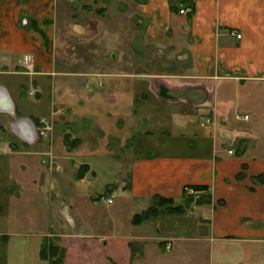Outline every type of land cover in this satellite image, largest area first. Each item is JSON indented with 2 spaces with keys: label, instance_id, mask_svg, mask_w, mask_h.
<instances>
[{
  "label": "crops",
  "instance_id": "0c3cea01",
  "mask_svg": "<svg viewBox=\"0 0 264 264\" xmlns=\"http://www.w3.org/2000/svg\"><path fill=\"white\" fill-rule=\"evenodd\" d=\"M76 1L0 0V86L6 91L0 100L12 104L9 111L0 109V117L7 121L4 131L16 136L14 143L2 138L0 148L7 168L17 169L6 174L19 187L17 196L9 190L3 195V204L28 200L35 208L44 155L61 157L69 179L83 163L84 175L96 177L110 170L101 166L114 157L112 168L129 175L124 217L101 222L99 235L92 236L83 232L89 222L79 219L76 226L70 217L79 231L60 238L72 248V240L79 241L81 249L98 238L92 255L97 261L90 263L264 264V182L247 181L264 171V139L248 133L264 115V0H81L99 4L98 13L106 15L102 34L114 65L121 62L123 28L130 33L129 71L99 72L74 68L107 66L105 51L100 58L91 52L96 46L90 44V22L75 25ZM184 6L191 10L179 13ZM83 7L81 17L95 14L88 4ZM75 30L81 33V54L71 60L62 56L66 47L59 48L58 37L70 38ZM25 56H31L32 70L24 69ZM236 113L248 117L237 119ZM18 117L30 123L12 127ZM41 119L52 122L51 138L36 136ZM27 129L31 139L22 136ZM241 170L243 179L237 180ZM26 178H33L27 197ZM185 184L203 186L197 190L210 201L190 213L157 204L151 217L134 220L155 196L184 205ZM218 199L225 203L218 205ZM38 218L18 221L38 228L39 238L24 241V250L15 249L12 257L3 249L0 264H49L40 252L49 225ZM11 233L0 228L3 248ZM68 255L71 264H90L87 257Z\"/></svg>",
  "mask_w": 264,
  "mask_h": 264
},
{
  "label": "rangeland",
  "instance_id": "374dc122",
  "mask_svg": "<svg viewBox=\"0 0 264 264\" xmlns=\"http://www.w3.org/2000/svg\"><path fill=\"white\" fill-rule=\"evenodd\" d=\"M79 1L80 2L76 1L75 6L71 7L74 12L76 13L79 12L78 14H76L77 18H75V21H77L79 24H75V25L81 26L82 22L85 20L90 22L91 24L90 29L93 32L91 36H94L93 40L92 37L90 36V40H92L90 41V44L96 46V49H91V52L95 53V57L100 58L103 56V52L105 51L104 57L106 56L107 66L90 65L89 67H82L81 65H74V68L76 69L90 68L91 71H95V72L96 71L99 72L100 70L111 71L114 70L115 68L118 69L122 68L124 70L129 71L128 61H129V53H130L129 50L130 33L129 32L125 33L126 30H124L123 28L122 50H121V55L119 56L118 54V57H121V62L120 65H114V61L110 58V55L112 54L110 52L113 51V49L111 51L107 50V43L105 42L103 38L104 36L102 34L106 30L104 28L103 22H105V20L108 21L106 15L104 14V12H102L101 14L98 13L97 10L101 9V6L99 4L94 3L93 1L92 2L90 1L87 2V4L90 6L91 10L95 14L91 13L89 16H86L85 18L81 17L83 11L87 10L86 7H83V4H85L86 6L87 4L83 2L81 3V0ZM88 10L91 11L90 9ZM102 10H105V8L104 9L102 8ZM126 10L128 12H126ZM130 11L131 10L129 9L128 6H126V8H122V23L126 29H127L126 26L130 25V17L128 16ZM60 15L61 17H63L61 18V20L63 19L66 20L65 17L66 14H64V12L62 14L60 13ZM96 18L100 19L101 21L99 23L98 21L96 22ZM62 24L63 23H61L60 25ZM107 31L109 32L108 28ZM71 35H69L70 38L67 39L66 36L58 37V38L59 40L62 38V41L59 42V48L66 47V49L61 50L62 56L63 57L65 56L66 58L72 60L73 58H76V56L78 57L81 54L80 49H81L82 37H81V33H78L76 30ZM104 46L106 47L104 48ZM25 57L27 58V60L25 61V63L27 64L24 65L25 67L24 69L32 70V65L28 63L29 59H31V56H25ZM74 63H78V62H74ZM65 68H70V66H66ZM71 68H73V65L71 66ZM35 91L36 90H32V91L30 90L29 93L32 92L34 93ZM12 116L14 115L12 114ZM11 121H13V119ZM6 122L7 121H4V119L0 117V129H1L0 141L2 140V138L8 137L10 139V143H14L13 139L14 137H16L15 134L12 135L7 134L4 131L5 126L7 125L5 124ZM40 123H41L40 128L37 126V128L35 129L36 136L46 139L51 138L50 130L53 127L52 122L48 123L46 120L44 121V119H41ZM248 133H252L251 135L253 137H257L258 139H262V140L264 139V115H262L259 121H257L256 123L252 124V126H250ZM64 144H66V141ZM9 147L11 148V145H9ZM231 151L232 150H228V152ZM44 156H46V158H43L40 161V167L38 171L41 175L38 176V172H36V176H38L39 178L41 177L40 181L35 179V181H37V185L38 186L40 185L39 187H41V191H40L41 199L39 200L38 203L35 204V208L33 207L32 202H27L28 200H25V203L20 205L12 204L10 206H6L5 204H3V197H4L3 195H5V193H7V191L9 190L11 193L13 192L17 196L18 195L17 191L19 190V187L14 182V180L9 179L6 174L8 171L10 172V174H13L14 171H16L17 169L15 167L13 169L7 168L6 158L4 157V154L2 153V150L0 148V223L2 224L0 228L2 230H7L9 232H12L10 236H8V241L5 247L3 248L0 245L1 246L0 252H3V249H5L6 255L12 257L14 253H17L16 250L20 252L24 250V247H22L24 241H26L27 239H31V240L38 239L39 237L38 235L35 234L36 231H34L37 230L38 228L30 230L33 227L29 225H22L18 221L20 219L25 220V218L28 219L30 217L32 218L36 217V219L40 217L41 219H43V223H42L43 226L49 225L50 234L47 236H50V238L49 239L45 238L44 241L46 252L50 253L54 251V248L53 247L50 248L49 246L56 247L55 249L57 253L56 256L54 257H56V259H58V257L61 259L62 262L60 264H63L64 258L68 259V257L69 258L71 257L68 255V253L74 256L75 258L81 255L83 256L81 258L87 257L89 263L91 261H94V259L96 262L97 258L94 256L97 255L94 256L92 255L97 254V246L99 241L98 238H95L93 236L92 238H94V240L89 242V245L86 246L88 248L84 247L82 249H81L82 245L77 240H72L71 242L74 249L72 247H69L68 244L62 241L65 245H68L65 248L64 245H61L62 242L60 241V238L65 234L73 233L74 230L79 231L77 230V227L75 229L72 228L73 221L70 222L69 220L70 217L74 218L76 222V226L79 219L89 222V224L85 225L84 229L83 226H81V229H83V232L88 231L89 233L86 232V234H90L91 236L95 234L99 235L98 229L97 230L95 229L98 228V225L101 222H105L106 224L107 222L114 220V218L118 219L124 217V214L121 211V205L124 204L123 202L126 203L125 198L127 196H130V193L126 191V189H129V183H130L128 170L120 173V171L112 168V164L115 161V158L113 157L109 159V161L103 162L101 166V167L109 166L110 170H106V171L101 170L96 177H93L95 173L91 174V172H88L87 173L88 176L87 175L85 176L84 172H86L88 168L87 165L83 163L80 164L78 169L76 168L72 177L69 179L67 176H63L67 172V169L64 167L65 164L60 156H59L60 158H58V156L56 158L54 154L44 155ZM64 158L65 160H68L66 156H64ZM123 162L125 163V166L123 168L124 169L125 167L128 168V164H129L128 160H122V163ZM97 169H99V167ZM73 170L74 169H71V171ZM242 171L243 170H241L236 175L237 180L243 179L241 177ZM32 179L26 178L24 182L21 181L22 183H25V187L23 188V190L27 192L26 197L29 194L28 193V191L30 190L29 186L30 185L33 186L31 184ZM88 179L91 181V183L89 184H88ZM69 180L70 183L67 185L66 182ZM247 181H250L251 182L250 184L252 185L254 184L257 185V183L264 182V171L258 174H254ZM5 183H6V187H5ZM118 185H120L121 187ZM192 186L194 185L185 184L183 186V189L185 187H192ZM3 187L5 188L2 189ZM115 188L117 189L115 190ZM1 191H4V194H2ZM184 194L185 197L183 198V202L185 201L186 198L190 196L188 198L190 199L189 203L186 202L187 203L186 207L183 206L184 208L188 209V210L186 209L184 210L188 213H190L191 211L193 212L195 209H197L199 205L210 201L209 195L206 191L205 192L199 191L197 193H193L189 195L184 192ZM216 202L218 205L225 203L223 200L221 201V199H218ZM91 222L93 223L91 224ZM85 243L87 244V242ZM166 248H168V245H166ZM26 251L29 252V249H26ZM30 251H32L31 248ZM22 254L23 252L21 253V255ZM48 255L49 254H47V257H49ZM46 259H48L49 261V258ZM71 260L72 259L70 258L69 264L73 262V261L70 262Z\"/></svg>",
  "mask_w": 264,
  "mask_h": 264
},
{
  "label": "trees",
  "instance_id": "16d2710c",
  "mask_svg": "<svg viewBox=\"0 0 264 264\" xmlns=\"http://www.w3.org/2000/svg\"><path fill=\"white\" fill-rule=\"evenodd\" d=\"M194 188L195 189H202V188H204L203 186H199V185H195L194 186ZM185 192V191H184ZM186 193V192H185ZM187 194V193H186ZM189 195V194H188ZM184 197H185V194H184ZM190 197V196H189ZM188 197V198H189ZM188 198H186L185 199V204L184 205H175V206H173L172 204H173V200L172 199H170V198H165V197H161V196H155L154 198H153V204L149 207V208H147V209H145L144 211H142L141 213H138V214H136V215H134V220L136 221H140V220H143V219H146V218H148V217H151L153 214H154V212L156 211L155 209H157V207H156V205L158 204V205H169V211H171V212H181V211H184V207L186 206V202H188L189 203V201H190V199H188ZM184 206V207H183ZM50 248L51 247H53L54 248V251H52V252H50V253H47L46 252V248H45V244L43 245V247L41 248V256L42 257H44V258H49V264H60L62 261H61V259L58 257V259H56V257H54V256H56V247H54V246H49ZM47 254H49L48 256L49 257H47ZM60 259V260H59Z\"/></svg>",
  "mask_w": 264,
  "mask_h": 264
},
{
  "label": "built area",
  "instance_id": "2783aa9c",
  "mask_svg": "<svg viewBox=\"0 0 264 264\" xmlns=\"http://www.w3.org/2000/svg\"><path fill=\"white\" fill-rule=\"evenodd\" d=\"M190 10H191V7H189V6H184V7L179 8V9H178V12H179V13H185V12H189ZM232 33L234 34L233 31H232ZM235 35H236L237 37L240 36L239 33H235ZM26 60H27V58H26ZM235 117H236V118H241V117H242V118H246L247 115H241V114H239V113H236V114H235ZM207 121H209V119H207ZM184 190H185V192L188 193V194H193V193L196 192V190H195L193 187H185Z\"/></svg>",
  "mask_w": 264,
  "mask_h": 264
},
{
  "label": "water",
  "instance_id": "95a60500",
  "mask_svg": "<svg viewBox=\"0 0 264 264\" xmlns=\"http://www.w3.org/2000/svg\"><path fill=\"white\" fill-rule=\"evenodd\" d=\"M0 91H1V92L5 95V97H6V91H5L4 88L1 87V86H0ZM0 109H7L8 111L11 110V109H12L11 101H10L8 98L6 99L5 102L0 100ZM23 119H26V120H23ZM18 121H19V122H21V121H27V122L30 123V120H29L27 117L21 118V119H19ZM18 121H16V122H18ZM19 122H18V123H19ZM16 124H17V123L14 124L15 127H16ZM16 128H17V127H16ZM17 129H18V128H17Z\"/></svg>",
  "mask_w": 264,
  "mask_h": 264
},
{
  "label": "bare ground",
  "instance_id": "6f19581e",
  "mask_svg": "<svg viewBox=\"0 0 264 264\" xmlns=\"http://www.w3.org/2000/svg\"><path fill=\"white\" fill-rule=\"evenodd\" d=\"M21 118H22V117H21ZM19 119H20V118L18 117V120H19ZM23 120H26V119H23ZM18 122H19V121H18ZM18 122H17V124H18ZM14 124H15V123H14ZM14 124H11L12 127H15ZM17 124H16V126H17ZM29 134H30V129H27V133H25V134L22 133V136L25 137V138H27V139H31V138L29 137V136H30ZM68 219H69V218H68ZM70 221H71V220H70Z\"/></svg>",
  "mask_w": 264,
  "mask_h": 264
}]
</instances>
